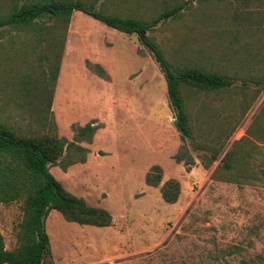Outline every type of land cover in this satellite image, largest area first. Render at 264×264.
<instances>
[{"label": "rangeland", "instance_id": "374dc122", "mask_svg": "<svg viewBox=\"0 0 264 264\" xmlns=\"http://www.w3.org/2000/svg\"><path fill=\"white\" fill-rule=\"evenodd\" d=\"M97 1L108 12L143 20L187 4L145 33L118 31L82 11L73 13L67 30L52 21L33 33L0 28V121L25 128L44 125L47 131V116L68 141L75 139L77 127L99 125L91 142H80L87 150L84 162L53 165L51 172L89 205L108 209L113 224L70 222L52 210L46 219L52 252L44 264H264V122L256 121L264 108V85H244L239 79L232 89L217 93L189 90L194 138L184 140L165 76L143 42L145 35L157 41L176 67L203 65L259 78L264 72V13H252V25L240 30L237 21H229L235 0ZM14 3L0 0V13ZM207 13L214 17L208 25ZM203 33L211 34L210 41ZM205 47L211 56L200 62L198 50ZM99 56L110 62L108 67L98 63ZM58 61L54 83L50 68ZM231 115L240 121L227 139L236 121L229 120ZM245 138L258 145L257 166L251 170L255 178L217 174L234 142L250 148ZM220 148L218 160L206 166ZM156 165L162 179L153 186L146 175ZM169 179L181 188L174 203L163 198ZM23 216V201L0 203L7 249L19 245Z\"/></svg>", "mask_w": 264, "mask_h": 264}, {"label": "trees", "instance_id": "16d2710c", "mask_svg": "<svg viewBox=\"0 0 264 264\" xmlns=\"http://www.w3.org/2000/svg\"><path fill=\"white\" fill-rule=\"evenodd\" d=\"M235 1V4L232 3L235 9L229 20L230 24L233 25L237 21L240 30H247L246 27L252 25L254 18L252 13H264V0ZM186 4H175L152 19L143 20L108 12L102 7H98L97 0H25L22 3L20 0H15L13 8L9 12L0 13V28H12L18 32L33 33L36 26L52 21L57 28L62 27L67 30L73 13L82 11L118 31L127 34L145 33L154 30L160 23L176 17L186 8ZM207 17L206 25L211 22V19L214 20L210 13H207ZM202 35L205 40L210 41L211 34L203 33ZM52 38L50 45L53 47V44H56V39ZM143 42L153 53L165 76L170 106L175 113L176 127L184 140L194 138L187 109L189 90L196 93H217L232 89L239 79L244 85H248L250 81L264 85V72L257 78L254 75L245 77L240 73L207 68L203 65L176 67L166 57L157 41L145 35ZM198 51L202 52L200 62L207 61L211 56V54L207 55V52L210 51L207 47L200 48ZM99 68L104 75L105 71L102 66ZM59 70V61L53 63L50 68V78L54 83ZM251 104V100L246 102L243 114ZM235 118V124L229 129L227 139L230 138L240 121V118L235 115H231L229 120ZM256 121L264 122V108L261 109ZM45 122L50 125V129L47 131L44 129L46 128L44 125L37 128L32 126L25 128L22 125L14 126L0 121V203L20 200L23 201L24 209V216L19 225V245L16 248L7 249L4 236L0 232V264H44L45 259L52 252L46 228V219L52 210L60 212L70 222L98 227L113 224V216L108 209L89 205L84 198L69 191L51 172L53 165L67 168L76 162H84L87 158V150L80 145V142H91L99 125L90 122L77 127L75 139L68 141L59 137L55 130L56 123L52 118L45 116L43 124ZM260 130L264 133V126H261ZM249 132L257 136L253 129H250ZM245 141H249L250 148L242 149L241 141L234 142L233 147L227 150L222 158L216 171L217 174L245 181L255 178V172L251 170L252 166H257L258 152L255 149L258 148V145L248 138H245ZM221 150V148L214 149L206 166H210L218 160ZM159 171H161V167L156 165L147 173L146 182L149 185L156 186L161 182L162 176ZM261 172L264 173V167ZM162 188L163 198L166 202L174 203L178 200L181 188L177 180L169 179Z\"/></svg>", "mask_w": 264, "mask_h": 264}, {"label": "crops", "instance_id": "0c3cea01", "mask_svg": "<svg viewBox=\"0 0 264 264\" xmlns=\"http://www.w3.org/2000/svg\"><path fill=\"white\" fill-rule=\"evenodd\" d=\"M97 61H98V63L104 65L105 67H108V65L110 64V62L106 58H104L102 56H99L97 58Z\"/></svg>", "mask_w": 264, "mask_h": 264}]
</instances>
